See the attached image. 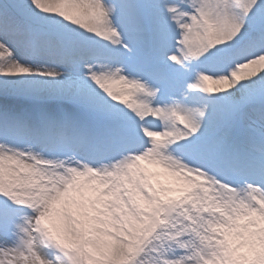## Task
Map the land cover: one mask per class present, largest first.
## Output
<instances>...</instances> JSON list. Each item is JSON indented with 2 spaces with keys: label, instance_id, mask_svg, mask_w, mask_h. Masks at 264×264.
<instances>
[{
  "label": "snow or ice",
  "instance_id": "snow-or-ice-1",
  "mask_svg": "<svg viewBox=\"0 0 264 264\" xmlns=\"http://www.w3.org/2000/svg\"><path fill=\"white\" fill-rule=\"evenodd\" d=\"M0 264H264V0H0Z\"/></svg>",
  "mask_w": 264,
  "mask_h": 264
}]
</instances>
